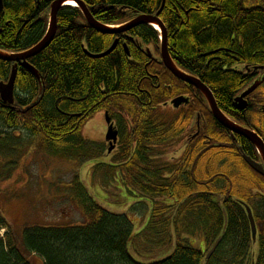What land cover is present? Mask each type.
Instances as JSON below:
<instances>
[{"label": "trees", "instance_id": "trees-1", "mask_svg": "<svg viewBox=\"0 0 264 264\" xmlns=\"http://www.w3.org/2000/svg\"><path fill=\"white\" fill-rule=\"evenodd\" d=\"M52 1L2 0L0 50L21 52L38 43L46 32ZM80 1L105 25L155 13L162 2ZM257 1L165 0L160 12L173 61L198 77L219 109L240 123H246L248 111L241 110L234 98L264 75V4ZM140 28L133 33L148 48L147 43H154L150 46L154 62L170 75L160 62L158 33ZM109 43L110 37L89 27L77 7L60 8L52 41L28 59L39 79L18 66L14 103L0 99V149L19 144L9 132L19 129L31 136L30 141L38 140L49 155L96 159L102 153L100 143L83 138L81 128L85 118L105 111L119 127L120 141L112 161L99 160L95 171L102 172L104 181L109 176L117 179L124 187L119 190L124 191L126 205L136 200L133 209L146 212V221L134 232L125 213L105 209L75 180L79 183L74 197L86 214L84 221L67 227H25L21 248L15 237L0 239V264H30L24 254L40 257L43 264H264V178L234 170L247 150L234 147L203 95L187 83L181 82L180 89L162 88L154 100L138 93L144 72L142 63L135 64L149 61L148 55L127 58L121 47L98 58L84 52L85 48L101 53ZM12 65L0 60V82L9 79ZM182 93L191 96L187 104L172 110L162 107ZM259 101L264 103V96ZM198 102L201 132L174 163L159 165L155 147L182 139ZM136 107L143 109L142 114ZM76 112L83 113L81 118L67 115ZM206 155L208 166L202 167ZM242 203L253 213L255 240ZM0 227H10L1 214ZM196 235L206 244L203 251L190 245L189 238Z\"/></svg>", "mask_w": 264, "mask_h": 264}, {"label": "rangeland", "instance_id": "rangeland-1", "mask_svg": "<svg viewBox=\"0 0 264 264\" xmlns=\"http://www.w3.org/2000/svg\"><path fill=\"white\" fill-rule=\"evenodd\" d=\"M253 1L256 2V0ZM257 2L264 4V0ZM162 107L165 110H172L169 101ZM104 112L99 111L86 118L81 128L83 138L101 142L98 148L102 153L101 156L97 155L96 159L78 161L74 158L49 155L44 148L40 147L38 140L28 139L31 136L27 132H19L17 138L21 141L16 146L8 145L0 149V214L10 226L9 228L0 227V239L7 242L11 237H15L21 248L22 230L25 227H67L81 224L86 214L74 197L75 187L79 182L98 204L109 211L125 213L133 223L134 232L140 230L146 221V212L139 211L138 208L137 211L136 208L133 209L136 200L126 205V201L122 198L124 191L119 190L124 187L118 183L117 179L109 176V179L104 181L99 175L102 172L98 174L95 171L94 164L99 160L111 162L119 146L118 140L110 145L105 139L107 124ZM198 113L199 110H195L193 114ZM189 122L191 124L194 122L193 116ZM195 130L191 128L193 134ZM0 131H2L1 128ZM185 135L182 139L172 140L155 147L157 156L160 158H156L159 165L173 163L172 157L179 155V151L184 146ZM0 138L3 140V137ZM103 139L105 142L102 141ZM109 147H113L112 152L108 151ZM75 180L79 182L73 183L72 181ZM189 241L192 247L202 251L206 248L200 235L191 236ZM24 256L30 264H43L38 256L31 254H24Z\"/></svg>", "mask_w": 264, "mask_h": 264}, {"label": "water", "instance_id": "water-1", "mask_svg": "<svg viewBox=\"0 0 264 264\" xmlns=\"http://www.w3.org/2000/svg\"><path fill=\"white\" fill-rule=\"evenodd\" d=\"M67 1L68 0H54L52 2L51 6H50V10H49L48 29H47L46 33L44 34V36L41 38V40L35 46H33L31 49L24 50L21 52L8 53V52L0 51V58L4 59V60L14 61V62H22L23 65L26 66L31 72L37 74L35 72V70L33 69V67H31L29 65V63L27 64V59L38 54L39 52L44 50L50 44V42L52 41V39L55 35L56 28H57L58 12H59L60 8L66 4ZM72 1H75L80 6V8L82 9L83 14L86 17L89 24L93 28H95L101 32H104V33H118V32L124 31V30H128V29L135 27L139 24L156 23L158 25L160 33H161L162 41H161V47H160V54H161L160 57H161V61L164 65V67H166L179 80H181L187 84L193 85L205 98L207 105H208V108H209V111H210L211 115L213 116V118L219 124H221L224 128H226L227 130L231 131L232 133L239 134V135L245 137L247 140H249L256 147V149L258 150V152L262 155V157L264 159V142L262 141V139L252 130L245 128V127H242L240 125H237L231 119H229L219 109L212 92L209 90V88L203 82L200 81V79L185 74L184 72L177 69L175 67V65L173 64V62L170 58V55L168 53V49H167V31H166L162 21L158 17L160 14V11L163 8L165 0H163V5H162L160 11L156 15L138 14L130 22H128L127 24L122 25L118 28H110V26H107V25L104 26V25L99 24L95 19H93V17L91 16V14L89 13V11L87 10V8L84 6V4L82 2H80L79 0H72ZM0 2H1V0H0ZM113 47L114 46H112L106 52L98 55V57H102V56L109 54L112 51ZM149 56H150V53H149ZM15 75H16V66L14 65L12 68V73H11L9 79L6 82H0V98L5 103L10 104L13 102ZM36 77H37V79H39V75ZM262 79H264V77ZM258 84H259V81H257V80L252 82V84L249 85L240 95L235 97V102L238 104V107L240 109L246 108L247 103H246L245 97L247 95H249L258 86ZM187 102H188V99L184 96H178L171 101L173 108H178L182 104H186ZM263 111H264V106H263ZM105 120H106V123L108 124L107 131L105 134V139L109 142L110 145H112L113 143H115L117 141V130L115 129L113 124L110 123V118H109L107 112L105 113ZM112 149H113V147H109L108 151H111ZM243 158H244L245 162L251 168H253L254 170L261 173V175H264L259 164L254 162L250 157H248L246 155H244ZM243 205L245 207L247 218H248V221L250 224L252 238H253V240H255L256 226H255V221H254L252 211H251L249 206H247L246 204H243ZM225 223H226V220H225ZM219 241H220V238H218L214 242L213 246L208 251L206 258H209L211 256V254L213 253V251L217 247Z\"/></svg>", "mask_w": 264, "mask_h": 264}, {"label": "flooded vegetation", "instance_id": "flooded-vegetation-1", "mask_svg": "<svg viewBox=\"0 0 264 264\" xmlns=\"http://www.w3.org/2000/svg\"><path fill=\"white\" fill-rule=\"evenodd\" d=\"M69 6V5H67ZM73 7V6H72ZM3 8V7H2ZM50 8V7H49ZM1 11V9H0ZM157 12V11H156ZM155 12V13H156ZM155 13H149L151 15H154ZM92 15V14H91ZM138 15V14H137ZM137 15H132L130 16L127 20L123 21V22H120L119 24H114V25H110V26H118L120 24H123V23H126L128 22L129 20L133 19L135 16ZM48 16V15H47ZM159 18H160V14H159ZM161 19V18H160ZM48 20H49V17H47V26H48ZM85 20V19H84ZM162 21V20H161ZM86 22V20H85ZM87 23V22H86ZM89 26V25H88ZM140 26H147L148 28L150 27V29H153L154 31H156V29L148 24H139L135 27H132L128 30H124V31H121V32H118V33H113V34H105L107 36L110 37V43L109 45L107 46L106 50L116 41L115 43V47L112 49V51L116 48V47H121V49L123 50V53L125 54V56L127 58H132L134 55V53L136 54H140L142 55H148V59L149 61H146V62H139V60L136 61V64L137 66H139L141 63H142V69H143V76H142V79L141 81L139 82V90H138V93H145L148 95V98L151 99V100H154L153 98L155 97H158V95H160V90L162 88H165V87H168V86H172L174 88H177V89H180L182 88L181 87V80H179L177 77H175L166 67V70L170 72V75L165 73L163 71V69H161L159 67L158 64H156L154 61V57L152 56V52H151V48L150 46L154 45V43L150 42V43H147L146 45L149 46V48L147 46H144L143 44L145 43L143 41L142 38L138 37L137 35H135L133 32L134 30L136 31L137 28H139V30H141ZM90 27V26H89ZM144 31V30H143ZM167 31V29H166ZM98 32V31H97ZM158 33V31H156ZM104 34V33H102ZM168 35V33H167ZM139 38V39H138ZM157 39H158V45H157V50L159 52V56H161L160 54V33H158V36H157ZM144 42H140V41ZM153 40V37L151 39V41ZM167 49H168V39H167ZM85 50L87 51V49L84 48V52ZM104 50V51H106ZM103 51V52H104ZM111 51V52H112ZM139 51V52H138ZM110 52V53H111ZM109 53V54H110ZM149 53H150V56H149ZM169 53V51H168ZM93 54V53H91ZM99 54V53H97ZM108 55V54H107ZM142 55V56H143ZM170 55V53H169ZM35 56V55H34ZM106 56V55H105ZM145 57V56H144ZM94 58V57H93ZM98 58V57H97ZM139 58V57H138ZM170 58H171V55H170ZM140 59V58H139ZM146 59V57H145ZM171 60L173 61V59L171 58ZM27 62H28V59H27ZM160 62L162 63L161 61V57H160ZM12 63V62H11ZM29 63V62H28ZM174 65L182 72H184L185 74L189 75V76H193V77H196L195 75L191 74V73H188L186 72L185 70H183L181 67H179L174 61H173ZM13 64V63H12ZM163 64V63H162ZM21 62H17V69H18V66L20 67H23L21 66ZM24 69H26L25 67H23ZM149 68V69H148ZM27 70V69H26ZM177 79L179 82H176L174 81V79ZM264 77L263 76H258L256 78H254V81H259V86L257 87V89H255L252 93H250L249 95H247L245 97V100H246V108L244 109H241V110H244L245 112L248 111V114L247 116L245 115V119H246V123H240V122H236L234 121L233 119H231L234 123H236L237 125H240L242 127H245V128H248L250 130H252L253 132H255L261 139L262 141L264 142V111H263V106H264V103L259 101L258 102V99L260 98V95L264 96V79H262ZM198 78V77H196ZM199 79V78H198ZM251 82V83H252ZM185 83V82H184ZM189 86H192L193 88H195L193 85L191 84H187ZM14 89H15V82H14ZM196 89V88H195ZM155 90V91H154ZM245 90V89H244ZM157 92V94H156ZM241 94V93H240ZM239 94V95H240ZM14 95H15V92H14ZM13 95V96H14ZM178 96H185L188 98L189 100V94H180ZM178 96H175L174 98L178 97ZM172 98L171 100H169V105L172 106V103L171 101L174 99ZM1 99V98H0ZM130 99V106H132L133 104V99L132 97L129 98ZM235 99V98H234ZM132 100V101H131ZM2 101V100H1ZM3 102V101H2ZM250 102H252L254 105L253 106H249ZM4 103V102H3ZM6 104V103H5ZM256 104V105H255ZM258 104V105H257ZM11 105V104H10ZM167 105V103H166ZM128 108V107H127ZM138 110H139V113H141V111L143 109L141 108H138L136 107ZM195 110H199L200 109V104L199 102L196 103L195 105ZM122 109V108H120ZM174 109V108H172ZM119 110V109H118ZM120 114L121 115H124L125 114V111L123 110H119ZM105 113V112H104ZM142 114V113H141ZM245 114V113H244ZM69 117H75V118H81V116L83 115V113H79V112H76V113H73V114H67ZM110 117V116H109ZM85 117H83L84 119ZM86 119V118H85ZM230 119V118H229ZM193 126L191 127V123L189 124L188 128L186 129L187 131L185 132L186 135H185V142H184V146L182 148L181 151H179V155H176V156H173L172 157V162L174 163V161H176V159L182 154V152L184 151V147L185 145H187V142L191 141L193 139V137H195V135H197L198 133L201 132V124H200V114H194L193 115ZM110 123L113 124V126L115 127V129L117 130V140L118 142L120 141V132H119V127L116 125L115 121L112 120L110 118ZM107 124V123H106ZM77 128H78V122L76 124ZM191 128L192 129H196L195 130V134H193L191 131ZM226 129V128H225ZM227 130V129H226ZM229 131V130H227ZM11 135H13L14 137H17L19 132H21L19 129L18 130H10L9 131ZM213 132L215 133H218L216 130H213ZM229 136L231 137L232 139V142H234V147L237 149V150H240L242 152L243 151V147L247 150V152L249 153L248 155H246L245 153H242V158L244 155L250 157L254 162H256L257 164L260 165L263 173H264V159L262 157V155L258 152V150L256 149V147L249 141L247 140L245 137L239 135V134H236V133H232L231 131H229ZM18 140L16 142H20L21 140L19 138H17ZM87 140V139H86ZM90 141V140H88ZM102 141L105 142V139H103ZM93 142H96V141H93ZM96 143H101V142H96ZM118 145V143H117ZM117 147V146H116ZM116 147L114 148V150L116 149ZM113 151V149L111 150V152ZM158 159L159 157L156 156ZM203 160H202V167H205V166H208V156L206 155L205 157H202ZM244 159V158H243ZM213 160V159H212ZM237 169H234L235 170V173L236 174H258L259 176L263 177L264 178V175H261V173H259L258 171L254 170L253 168H251L246 162L245 160L244 161H239L238 160V164H237ZM200 174H205V172H201ZM257 181V180H256Z\"/></svg>", "mask_w": 264, "mask_h": 264}, {"label": "bare ground", "instance_id": "bare-ground-1", "mask_svg": "<svg viewBox=\"0 0 264 264\" xmlns=\"http://www.w3.org/2000/svg\"><path fill=\"white\" fill-rule=\"evenodd\" d=\"M54 1V0H53ZM52 1V2H53ZM80 1V0H79ZM52 2H51V4H52ZM81 2V1H80ZM83 3V2H82ZM51 4H50V6H51ZM84 4V3H83ZM67 5H69V6H73V7H77L80 11H81V13H82V15H83V17H84V19L86 20V22H87V24L91 27V28H93L90 24H89V22L87 21V19H86V17L84 16V14H83V11H82V9L80 8V6L75 2V1H72V0H68L67 2H66V4L64 5V6H67ZM162 5H163V0H162V2H161V6H160V8H159V10L154 14V15H156L159 11H160V9H161V7H162ZM63 6V7H64ZM84 6H85V4H84ZM86 7V6H85ZM62 8V7H61ZM87 8V7H86ZM0 9L2 10V0H1V2H0ZM49 10H50V8H49ZM88 10V9H87ZM89 11V10H88ZM161 12V11H160ZM90 13V12H89ZM91 14V13H90ZM92 16V15H91ZM47 17H49V13H48V16ZM93 17V16H92ZM136 17V16H135ZM159 17V16H158ZM93 19H95L94 17H93ZM160 19V18H159ZM132 20V19H131ZM131 20H129L128 22H130ZM161 20V19H160ZM97 21V20H96ZM98 22V21H97ZM128 22H126V23H123V24H120V25H118V26H110V25H107V26H110V28H118V27H120V26H122V25H125V24H127ZM99 24H101V25H104L105 26V24H102V23H100V22H98ZM163 23V22H162ZM48 24H49V20H48ZM148 25H150V26H152V27H154L155 29H156V31H158V33H160V30H159V27H158V25L156 24V23H152V24H148ZM164 25V24H163ZM165 27V26H164ZM47 29H48V26H47ZM47 29H46V31H47ZM94 30H96V31H98V32H100V33H104V32H101V31H99V30H97V29H95V28H93ZM166 29V28H165ZM46 33V32H45ZM104 34H113V33H104ZM44 36V35H43ZM161 41H162V39H161V33H160V47H161ZM115 43H116V41L107 49V50H109L112 46H114L115 47ZM37 44V43H36ZM35 44V45H36ZM34 45V46H35ZM33 47V46H32ZM31 47V48H32ZM113 47V48H114ZM31 48H29V49H31ZM28 50V49H27ZM106 50V51H107ZM0 51H3V50H0ZM106 51H104V52H106ZM3 52H7V51H3ZM85 52L89 55V56H91V57H95V58H97L98 57V55H100V54H102V53H104V52H101V53H99V54H91V53H89V52H87L86 50H85ZM0 60H4V59H1L0 58ZM4 61H7V62H12L13 63V65H12V67H11V71H10V74H9V77H10V75H11V73H12V68H13V66L15 65L16 66V72H17V62H14V61H9V60H4ZM173 62V61H172ZM21 66H23V67H25L29 72H31L26 66H24L23 65V63L21 62ZM27 64H28V62H27ZM174 64V63H173ZM30 65V64H29ZM31 66V65H30ZM31 67H33V66H31ZM176 67V66H175ZM177 68V67H176ZM33 69L35 70V72L39 75V73H38V71L33 67ZM178 69V68H177ZM34 76H35V78H36V76H38L37 74H35V73H33V72H31ZM8 77V78H9ZM15 77H16V75H15ZM193 77V76H192ZM15 82V81H14ZM41 89L39 88V92L41 93ZM244 91V90H243ZM242 91V92H243ZM241 92V93H242ZM3 101V100H2ZM234 101H235V99H234ZM5 103V102H4ZM14 103V99H13V102L12 103H10V104H13ZM6 104H9V103H6ZM9 104V105H10Z\"/></svg>", "mask_w": 264, "mask_h": 264}]
</instances>
